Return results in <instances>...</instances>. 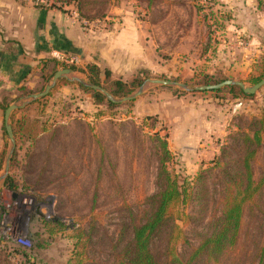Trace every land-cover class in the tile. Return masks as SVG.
<instances>
[{"label":"rangeland","instance_id":"rangeland-1","mask_svg":"<svg viewBox=\"0 0 264 264\" xmlns=\"http://www.w3.org/2000/svg\"><path fill=\"white\" fill-rule=\"evenodd\" d=\"M22 1L65 19L69 40L58 54L67 64L56 59L59 69L89 84L88 77L97 74L108 89L115 81L127 83V89L141 81L143 92L108 108L62 79L42 98V115L55 122L51 118L39 139L14 137L13 120L33 117L36 109L21 113L29 103L12 112L15 147L0 181V264H111L129 210L141 217L162 184L160 168L189 197L174 209L182 213L175 220L181 237L191 246L205 241L224 207L221 177L249 153L238 128L246 133L244 124L264 117V87L249 100L232 98L227 87L193 90L206 84L203 75L214 76L208 85L228 80L253 85L255 64L239 45L237 11L227 0H49V8ZM50 67L24 88L0 90V177L11 149L4 111L42 92L57 71ZM147 80L176 82L190 91ZM257 152L254 170L261 175L264 139ZM243 210L238 244L226 250L222 264L264 262V201ZM183 215L190 219L185 224ZM182 243L176 252L186 257L189 245Z\"/></svg>","mask_w":264,"mask_h":264},{"label":"trees","instance_id":"trees-1","mask_svg":"<svg viewBox=\"0 0 264 264\" xmlns=\"http://www.w3.org/2000/svg\"><path fill=\"white\" fill-rule=\"evenodd\" d=\"M256 2L257 8L264 11V0H256ZM254 71L256 74L251 77L250 81L253 85L264 79V56L256 61ZM104 75L109 77L108 73H104ZM203 76L206 81L203 86H209V81L215 79L213 75ZM88 80L101 88L104 87L97 74L88 77ZM140 83L141 81H133L129 87L130 89H127V83L115 81L111 84V89L104 87V90L112 97L118 98L129 94L132 89L139 87ZM78 89L83 94H90L97 105L107 106L108 108L115 107L98 93L85 89L80 85H78ZM227 89L234 99L249 100L252 98V96L243 95L237 88L227 87ZM43 100L32 102L20 111L29 114L30 108L36 109L33 117L27 115V117H19L13 120L16 130L14 137H17L20 141L23 139H39L44 135L43 132L51 118L55 122L52 116L42 115L45 109V103H42ZM42 117L44 118L42 119ZM244 126H247L246 133H242L243 127L238 128V130L244 135L245 144L248 145L246 150L249 153L239 160V167H236L233 173L221 177L220 193L225 198V203L224 207L220 209L221 213L215 221L214 227H211L212 233L205 238V241L200 242L197 246H191L181 237L182 231L175 224V220L180 219L179 216L182 213L180 215L179 212L174 214V209L184 206L189 197L186 190H180L175 180L171 179L170 174L165 172L164 168H160L157 184H162L158 186L157 192L150 197L147 210L141 217L136 218L133 211L129 210V221L123 225L116 246L112 249L113 259L111 264H210L209 261L204 262L203 257L205 256H208L215 264H222L220 260L226 250H234L238 244L237 239L241 230L243 208L264 201L262 199L264 196V173L261 174L262 176L257 175L254 170L257 149L260 147L261 140L264 139V117L253 121V124L248 122ZM248 129L250 133H247ZM164 145L165 143H162L163 150H166ZM251 145L255 148L249 151L248 147ZM6 183L10 189L13 188L10 181ZM183 216L186 220L182 222L185 224L190 219L186 215ZM180 241L183 242L182 246L184 247L189 245L184 248L189 253L186 257L181 256L186 252L183 251L182 254L176 252V246ZM260 253L259 258L263 257V251Z\"/></svg>","mask_w":264,"mask_h":264},{"label":"crops","instance_id":"crops-1","mask_svg":"<svg viewBox=\"0 0 264 264\" xmlns=\"http://www.w3.org/2000/svg\"><path fill=\"white\" fill-rule=\"evenodd\" d=\"M226 3L237 11L239 45L255 64L264 56V11L257 8L256 0ZM65 24L54 11L33 9L22 0H0V90L24 88L30 80L46 75L49 65L60 70L53 53L65 50L69 40Z\"/></svg>","mask_w":264,"mask_h":264},{"label":"water","instance_id":"water-1","mask_svg":"<svg viewBox=\"0 0 264 264\" xmlns=\"http://www.w3.org/2000/svg\"><path fill=\"white\" fill-rule=\"evenodd\" d=\"M61 79H65L71 83H76L85 89H89L93 92H96V93L100 94L106 101H108L109 103H111L113 105H120V104H123L126 102H131L135 98L140 96L143 92V87L141 86L132 96L124 97L121 99H116V98L112 97L108 92H106L100 86L95 85V84H89V83H86V82H84L78 78L72 77L71 71L69 69H62V70L60 69V70L56 71V73L52 77L51 83L48 84L42 92L27 97L26 99L29 101L26 103H23L21 106H18L17 104H12L5 109L4 114H3V124H4V129H5V132L7 134V137L11 143V149H10V152H9L7 160H6V164H5L4 171H3V176L0 177V181L3 180L7 175L8 167H9L8 163H9V160L11 158V155H12V153L14 151V147H15L11 127L9 125V117H10L11 113L14 111H17L19 109L24 108L27 104H29L31 102H35L37 100H40V99L46 97L49 94V92L54 88L56 83ZM145 84L161 85V86H165V87H178L182 90L190 91V89L186 85L179 84L176 82H170V81L147 80ZM224 87H234V88H237L238 90H240L242 92V94L245 96H253L258 90H260L262 87H264V79L260 80L259 82L255 83L254 85H252L250 87L245 86L244 83L239 82V81H229L228 80V81L218 83L216 85L195 87L193 90L196 92H208V91H217V90H220ZM23 229H24V227H23Z\"/></svg>","mask_w":264,"mask_h":264},{"label":"built area","instance_id":"built-area-1","mask_svg":"<svg viewBox=\"0 0 264 264\" xmlns=\"http://www.w3.org/2000/svg\"><path fill=\"white\" fill-rule=\"evenodd\" d=\"M27 1L34 2V4L43 8H49L51 6L49 0H27ZM53 57L57 59L61 64H67L66 63L67 59L63 55L58 53H53Z\"/></svg>","mask_w":264,"mask_h":264}]
</instances>
